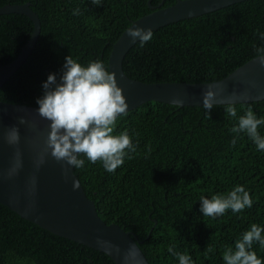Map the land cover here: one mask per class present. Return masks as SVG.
Here are the masks:
<instances>
[{"label":"trees","instance_id":"obj_1","mask_svg":"<svg viewBox=\"0 0 264 264\" xmlns=\"http://www.w3.org/2000/svg\"><path fill=\"white\" fill-rule=\"evenodd\" d=\"M161 0H150L157 5ZM29 2L40 33L25 61L0 87V100L32 106L43 95L49 74L59 80L65 58L81 65L101 60L108 69L112 44L135 19L152 9L148 0H0ZM175 0H163L168 6ZM80 14L74 15L73 10ZM33 31L22 13L0 14V65L12 60ZM143 47L137 41L125 54L127 76L143 82H208L221 79L264 47V0H243L165 24ZM225 104L209 114L203 106L146 101L117 118L114 135L127 131L137 145L131 159L109 173L101 162L74 172L97 213L137 237L149 264H179L168 251L188 254L193 264H224L223 252L252 224L264 228V151L230 129L251 107L264 118V99L235 103L237 118ZM264 136V125L258 129ZM150 149V151H149ZM242 185L251 208L231 209L216 218L200 211V197L227 195ZM264 235V233H262ZM211 246L212 252L206 254ZM253 251L264 262L259 243ZM0 264H115L104 252L53 234L0 203Z\"/></svg>","mask_w":264,"mask_h":264},{"label":"water","instance_id":"obj_2","mask_svg":"<svg viewBox=\"0 0 264 264\" xmlns=\"http://www.w3.org/2000/svg\"><path fill=\"white\" fill-rule=\"evenodd\" d=\"M162 1L151 5L148 0L152 10L123 30L108 55V71L116 73L128 110L149 100L201 106L202 94L209 85L224 89L217 96L218 101L227 102L234 98L238 103L264 99V67L256 56L225 77L208 82H143L127 76L122 60L138 41L133 42L127 36L129 27L140 26L153 31L165 24L243 0H175L171 5L161 6ZM11 12L26 15L33 24V31L20 52L0 65V87L28 57L40 33L39 17L29 2L0 6V14ZM37 110V106L0 100V203L53 234L106 253L115 264H149L133 233L99 217L74 168L57 162L50 150L45 152L49 121L42 119ZM21 120L24 123H20ZM12 126L19 129L20 141L16 145H9L6 140V133ZM41 156L44 163L37 167ZM14 168L16 171L9 176ZM74 180L79 184L76 189L73 188ZM130 252L135 253L134 258Z\"/></svg>","mask_w":264,"mask_h":264},{"label":"clouds","instance_id":"obj_3","mask_svg":"<svg viewBox=\"0 0 264 264\" xmlns=\"http://www.w3.org/2000/svg\"><path fill=\"white\" fill-rule=\"evenodd\" d=\"M91 2L96 6L101 5V0ZM73 14L79 15V9H74ZM126 34L131 41L138 40L142 47L153 38L151 28L140 26L129 27ZM260 36L264 39V33ZM256 57L264 67V47L256 49ZM42 87L43 95L37 98L36 103L39 105V116L49 121L45 152L50 150L51 156L57 162L81 169L85 165V160L81 157H86L91 163L101 162L107 172L113 173L124 164L126 158L131 159L129 154L136 152L137 145L133 143L128 132L113 134L118 116L126 115L129 105L123 89L118 85L116 73L108 71L103 61L97 59L83 66L68 55L59 80L56 74L51 73ZM223 90L222 87L213 88L209 85L202 94V106L210 117L214 106L223 103L228 116L237 118L234 98L227 102L217 100ZM20 123L24 121L21 120ZM261 125H264V118H257L252 108L248 107L245 114L238 117V123L230 129L235 134L232 145L236 144L241 133H246L257 149L264 151V136L258 131ZM6 140L9 145L18 144L19 129L12 126L6 133ZM43 163L44 157L41 156L37 167ZM15 171V168L12 169L9 176ZM78 187V182L74 180L73 188ZM200 202L203 216L212 218L222 216L229 209L238 213L253 205L252 197L242 185L235 186L226 196L218 194L211 199L201 196ZM262 233L264 228L252 224L250 230L236 240L234 249L226 247L223 252L224 264H264L253 251V245L257 242L264 248ZM212 250L209 246L206 254ZM168 251L178 257L179 264H193L188 254L176 253L171 246ZM129 255L135 257L134 252Z\"/></svg>","mask_w":264,"mask_h":264}]
</instances>
